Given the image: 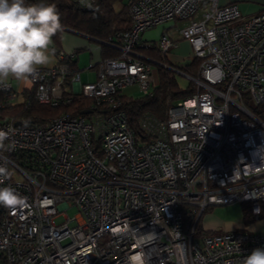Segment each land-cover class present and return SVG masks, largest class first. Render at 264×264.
I'll use <instances>...</instances> for the list:
<instances>
[{"label":"built area","instance_id":"1","mask_svg":"<svg viewBox=\"0 0 264 264\" xmlns=\"http://www.w3.org/2000/svg\"><path fill=\"white\" fill-rule=\"evenodd\" d=\"M219 1L130 0L121 55L100 60L95 80L69 75L74 51L58 50L25 96L0 90V130L12 144L0 150L11 172L0 187L25 198L0 207V264H126L139 251L149 264H239L264 248V234L244 228L196 229L216 205L247 203L253 217L264 215V8L245 15ZM173 19L201 60L199 76H188L193 92L164 119L139 115L136 136L120 93L136 83L148 94L157 83L136 48L150 44L141 41L147 29ZM174 44L164 33L157 41L165 55ZM75 94L90 100L86 113L30 123L3 113L30 96L57 107ZM72 206V216L63 212Z\"/></svg>","mask_w":264,"mask_h":264},{"label":"trees","instance_id":"2","mask_svg":"<svg viewBox=\"0 0 264 264\" xmlns=\"http://www.w3.org/2000/svg\"><path fill=\"white\" fill-rule=\"evenodd\" d=\"M129 1L92 0L91 7L84 6L77 0H26V3L44 2L55 4L60 13L63 28L91 36L100 41L102 58H117L121 55L118 47L120 40L117 33L124 32L130 26ZM60 33L53 37L54 44H56ZM53 50L57 54V46H54ZM136 51L139 56L148 59L155 66L157 83L148 94H140L138 97L122 94L120 96L122 108L128 116L129 126L136 136L143 137L137 123L139 115L148 112L159 119H164L167 106L170 103L193 92L194 85L188 76H199L201 60L197 57H191V60L184 65L174 63L168 59V54L160 53L156 42L147 46H138ZM72 57V59L65 61L69 75L78 72L74 58L75 51ZM175 72L188 77L189 85L186 89H181L178 86ZM90 103L89 99L75 94L71 103L52 107L40 104L30 96L27 103L19 102L13 105H5L3 113L30 123L45 120L47 117L58 115L61 112L81 114ZM243 205L244 219L248 221L251 212L247 203H243ZM196 229L200 233L203 231L201 230L200 219L197 221Z\"/></svg>","mask_w":264,"mask_h":264},{"label":"clouds","instance_id":"3","mask_svg":"<svg viewBox=\"0 0 264 264\" xmlns=\"http://www.w3.org/2000/svg\"><path fill=\"white\" fill-rule=\"evenodd\" d=\"M62 31L55 4L0 0V90H8L11 81L31 87L39 77L40 67L50 63L53 37ZM9 140L10 133L0 130V150H11L12 144L5 143ZM10 176L6 162H0V184ZM24 204L25 198L15 188L0 187V207L15 209ZM126 264H149V258L139 251L130 255ZM239 264H264V248H255Z\"/></svg>","mask_w":264,"mask_h":264},{"label":"crops","instance_id":"4","mask_svg":"<svg viewBox=\"0 0 264 264\" xmlns=\"http://www.w3.org/2000/svg\"><path fill=\"white\" fill-rule=\"evenodd\" d=\"M219 2L220 3H228V2L236 3L237 2L241 12L245 15L254 14L257 11H259L262 7H264V5L262 4H257L256 2L249 1V0H220ZM162 34L163 33H161L160 35ZM171 38L174 40L175 44L170 49V52L168 54V59L174 63H177L183 57H179L177 54H180L181 52H175L174 48H177V46L180 44H182L183 47L186 48V46H189L190 44L188 43L187 40L180 37L179 34L176 37H171ZM141 39H142L141 40L142 42L146 41L143 39V34L141 35ZM54 46H57L58 50H62V51H68V52L75 51L74 58L76 61V67H77L80 79L82 77V74L88 77H95L96 79L97 64L100 60L103 59L100 41H98L97 39H94L91 36L79 34L70 29L63 28V31L60 33L56 44L52 43V45L50 46V48L52 49L51 54H50L51 55L50 63L46 66H41V67L49 68V67H53L56 65L58 59H57V54L53 50ZM175 55L178 57H175ZM78 60H79V63H78ZM80 63H82V65H84L85 68L87 66V68L86 69L79 68L81 65ZM152 67L154 70V75H156L157 71L153 64H152ZM81 70H84V71L86 70L88 72L92 70L94 74L92 75L87 74L86 71L82 72ZM95 79H92V80L88 79L87 81H93ZM11 85L15 90H17L18 92H21L22 96H25V94L22 93L24 92V89H25L24 88L25 86L23 84L17 81H11ZM131 85H128V86H131ZM137 89H138V85H137ZM120 94L127 95L126 93H123V91H121ZM225 208L227 209V216L225 217L219 216L220 211L215 210L214 206L207 208L209 210L203 212V214L200 217L201 230H203L204 232H214V231H232L234 229L237 230V229L244 228L249 231H254L257 233L264 234V215H261L260 217L255 218L251 214L249 216L248 221H246L244 219L243 203H240V206H237V207H235V204H231V205L227 204Z\"/></svg>","mask_w":264,"mask_h":264},{"label":"rangeland","instance_id":"5","mask_svg":"<svg viewBox=\"0 0 264 264\" xmlns=\"http://www.w3.org/2000/svg\"><path fill=\"white\" fill-rule=\"evenodd\" d=\"M123 1L125 2L127 0H123ZM249 1H253V2H256L257 4L264 5V0H249ZM262 8H264V7H262ZM247 15H250V14H247ZM179 24H181V21H177L175 19L169 20V21L161 23V24H158L154 27L147 29L143 33V39L150 42V43H154V42H157L161 33H164L166 36H168L170 38L176 37L178 35ZM174 51L175 52H181L180 54H177V55L179 57H183V58H181V60H179L177 62L178 64L184 65L191 60V57H192L191 55L193 52H192V48L190 45L186 46V48H185V47H183L182 44H180L177 46V48H174ZM178 56L175 55V57H178ZM78 63H79V60H78ZM80 64L81 65L79 68H85V66L82 65V63H80ZM78 66H79V64H78ZM86 68H87V66H86ZM81 71L85 72L86 70L85 71L81 70ZM86 72H87V74H91V75L94 74V72L92 70H90L89 72L88 71H86ZM81 79H82V81H87L88 79L89 80L95 79V77H88V76H85L84 74H82ZM175 79L177 81L178 86L181 89H186L187 86L189 85L188 77H186L185 75H182L181 73L175 72ZM122 91H123V93H126L127 96H133V97H138L141 94V92L137 89L136 84H132L131 86H127V87L123 88ZM20 98H21V95L19 96V99ZM231 204H235V207L240 206V202H233V203H230L228 205H231ZM225 206H227V205L214 206L215 210L220 211L219 216H221V217L227 216V209L225 208ZM208 210L209 209H206L205 211H208ZM63 212L68 214L69 216H72L76 212V208L74 206H72V207L65 209ZM62 219H63L62 217H59L56 219V221H60Z\"/></svg>","mask_w":264,"mask_h":264},{"label":"water","instance_id":"6","mask_svg":"<svg viewBox=\"0 0 264 264\" xmlns=\"http://www.w3.org/2000/svg\"><path fill=\"white\" fill-rule=\"evenodd\" d=\"M86 112H87V110L82 111V113H86ZM19 123H20V122H16L15 124H16V125H19Z\"/></svg>","mask_w":264,"mask_h":264}]
</instances>
